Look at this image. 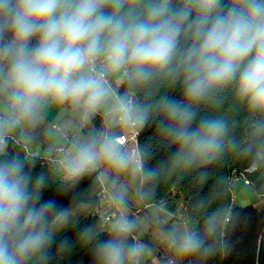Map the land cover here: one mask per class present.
I'll return each instance as SVG.
<instances>
[{
	"label": "clouds",
	"instance_id": "clouds-1",
	"mask_svg": "<svg viewBox=\"0 0 264 264\" xmlns=\"http://www.w3.org/2000/svg\"><path fill=\"white\" fill-rule=\"evenodd\" d=\"M226 93L249 117L245 142L218 114ZM52 109L70 112L66 127L80 131L50 149V175H34V154L8 145L31 144ZM150 123L174 149L172 169L229 149L264 154V0H0V264H49L53 245L68 250L61 234L73 208L45 193L50 180L63 194L92 175L117 211L103 229L81 227L78 239L92 245L93 264H139L148 248L126 209L150 197L160 166L115 129ZM226 223L217 210L202 226L158 231L178 258L207 257Z\"/></svg>",
	"mask_w": 264,
	"mask_h": 264
},
{
	"label": "trees",
	"instance_id": "trees-1",
	"mask_svg": "<svg viewBox=\"0 0 264 264\" xmlns=\"http://www.w3.org/2000/svg\"><path fill=\"white\" fill-rule=\"evenodd\" d=\"M165 93L178 95V89H161L160 94ZM201 114L214 113L205 108L201 110ZM218 114L229 121L233 139L241 143L248 139L249 117L243 107L234 103L230 94L224 95ZM94 122L96 127H100L102 118L98 116ZM31 136L33 141L44 142L45 124L33 129ZM138 145L150 154L149 165H159L160 172L150 197L143 201L134 199L138 202L140 210L133 214V219L137 214L148 216L147 206L150 204L168 206L171 196L180 193L184 196L188 218L198 221L199 226L203 225L206 216L217 210L226 213L227 220L222 229L209 238L208 242L213 243L216 249L211 256L185 257L181 264H264V205L262 207L252 203L243 205L234 200L231 181L244 172L255 189L264 193V154H249L229 149L222 157L204 166L187 170L172 169L168 165V156L174 149L161 139L151 123L140 129ZM9 152L26 154L24 148L18 144L11 145ZM253 164L255 168L247 170ZM28 165L34 169V175L39 173L50 175L51 168L43 163L39 156H35L34 164L29 160ZM55 188V183L50 180L45 199L55 195L61 207L74 208L85 203L89 210L76 217L61 234L62 238L69 241L70 247L66 251H61L57 245H53L49 264H93L92 245L81 244L78 237L79 229L84 226L103 229L100 219L92 212L98 201L100 184L96 181L95 175H92L86 177L68 193L57 194ZM173 225L172 222H153V226L157 228L162 226L167 229ZM100 234L103 236L105 233ZM225 244L228 245L227 250L224 249Z\"/></svg>",
	"mask_w": 264,
	"mask_h": 264
},
{
	"label": "crops",
	"instance_id": "crops-1",
	"mask_svg": "<svg viewBox=\"0 0 264 264\" xmlns=\"http://www.w3.org/2000/svg\"><path fill=\"white\" fill-rule=\"evenodd\" d=\"M71 119L70 112H60L58 109L49 111L47 118L41 123L46 127V139L43 142L44 151H50L55 145L60 144L67 138L75 135L78 129H68L67 121ZM53 122L61 125L62 130H57L52 126ZM95 127L96 123L93 122ZM86 131V130H84ZM243 182L239 184L237 190H245ZM238 198V197H237ZM239 198H241L239 196ZM238 200V199H237ZM134 201V199L132 200ZM240 204H248L242 199L238 200ZM148 216L137 214L135 219L141 222L138 229L139 236L148 250L140 258L141 264H181L182 259L178 258L175 252L168 247L164 239L159 234V228L153 226L154 221L172 222L174 225L185 221L198 225V221L190 220L187 215L184 196L180 193H174L168 203V206L150 204L147 206Z\"/></svg>",
	"mask_w": 264,
	"mask_h": 264
},
{
	"label": "built area",
	"instance_id": "built-area-1",
	"mask_svg": "<svg viewBox=\"0 0 264 264\" xmlns=\"http://www.w3.org/2000/svg\"><path fill=\"white\" fill-rule=\"evenodd\" d=\"M52 126L57 129V130H62V127L59 123L57 122H53ZM115 131L120 135L121 139L123 142H125L130 148H136L138 147V136L140 134V129L136 130V129H123V128H117L115 129ZM20 145L19 143L15 142V141H10L9 145H8V151L11 145ZM59 144L55 145L54 147H58ZM25 152H31L34 154V156H39L42 158V162L45 163L49 168H52L51 165V159L54 158V153L51 151H44L43 148V142H31V144H29L26 148L23 147ZM253 168H255V165H251L249 168H247V170H252ZM236 178H241L242 182L244 184H251L250 179L245 175L244 172H242L240 175L232 178V193H233V198L234 200H237V196H236V188L234 187V181ZM252 185V184H251ZM109 190H107L105 188V186L100 184V188L98 191V201L96 203V205L94 206L92 212L93 215H96L100 221H101V226L102 228L105 227V223L111 219V217L113 216V214L117 211L116 208L111 205L110 200H109ZM238 201V200H237ZM140 210L139 204L137 201H131L130 206L128 207V209H126V211L128 212V214L132 217L133 214H135L136 212H138ZM133 218V217H132ZM135 219V217H134ZM136 236V238H138L140 241L141 238L139 236V233H135L134 234ZM141 262H139L140 264Z\"/></svg>",
	"mask_w": 264,
	"mask_h": 264
},
{
	"label": "rangeland",
	"instance_id": "rangeland-1",
	"mask_svg": "<svg viewBox=\"0 0 264 264\" xmlns=\"http://www.w3.org/2000/svg\"><path fill=\"white\" fill-rule=\"evenodd\" d=\"M33 142H37V141H33ZM240 182H242L241 178H236L235 179L234 187L236 189H238ZM244 188H245V190L244 189L236 190V196L238 197L237 198L238 200L242 199L243 202L252 203V204L256 205L257 207H262L264 205V193L258 192L255 189V187L253 185H250V184H246ZM239 196L241 198H239ZM88 210H89V207L85 203L79 204L78 206L74 207L73 208L74 219L76 217L84 214ZM138 220H139V218H138Z\"/></svg>",
	"mask_w": 264,
	"mask_h": 264
},
{
	"label": "bare ground",
	"instance_id": "bare-ground-1",
	"mask_svg": "<svg viewBox=\"0 0 264 264\" xmlns=\"http://www.w3.org/2000/svg\"><path fill=\"white\" fill-rule=\"evenodd\" d=\"M251 185V184H250Z\"/></svg>",
	"mask_w": 264,
	"mask_h": 264
}]
</instances>
